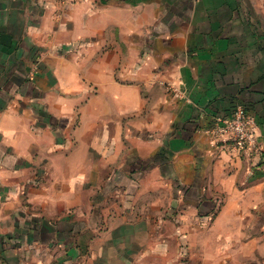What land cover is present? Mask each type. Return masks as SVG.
Instances as JSON below:
<instances>
[{
	"label": "crops",
	"instance_id": "crops-1",
	"mask_svg": "<svg viewBox=\"0 0 264 264\" xmlns=\"http://www.w3.org/2000/svg\"><path fill=\"white\" fill-rule=\"evenodd\" d=\"M0 264H264V0H0Z\"/></svg>",
	"mask_w": 264,
	"mask_h": 264
},
{
	"label": "built area",
	"instance_id": "built-area-1",
	"mask_svg": "<svg viewBox=\"0 0 264 264\" xmlns=\"http://www.w3.org/2000/svg\"><path fill=\"white\" fill-rule=\"evenodd\" d=\"M260 124L256 115L244 104H236L228 114L214 117L208 131L223 146L242 152L257 145Z\"/></svg>",
	"mask_w": 264,
	"mask_h": 264
}]
</instances>
